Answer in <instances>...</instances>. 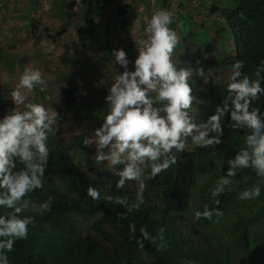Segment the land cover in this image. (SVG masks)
<instances>
[{
    "label": "clouds",
    "instance_id": "clouds-1",
    "mask_svg": "<svg viewBox=\"0 0 264 264\" xmlns=\"http://www.w3.org/2000/svg\"><path fill=\"white\" fill-rule=\"evenodd\" d=\"M112 2L118 3L117 0L110 3ZM108 4L105 5V10ZM172 23L171 10L154 11L144 27L146 38L134 39L138 53L134 61H130L123 48L112 50V61L123 71H119L114 82L107 86V109L104 111L103 122L82 141L86 148L94 150L97 164L106 162L112 168L105 170L114 171V175L118 177L116 188L121 189L125 184L131 186L130 182H135L136 192L133 191V186L130 187L135 193L131 204L127 196L103 197L105 202L125 208L126 213L140 209L145 203L146 181L156 178L175 165L186 149H215V146L220 145L225 126L244 132V146L227 160L225 174L219 177L215 187L211 189V196L217 197L223 193L231 185L237 170L252 169L258 177L264 178V112L254 106L264 96V59L257 65L252 76L242 72L243 61L233 63L225 85L227 94L223 96L222 103L216 105L213 114H208L206 109H198L193 116L190 112L196 99L192 94L195 83L193 77L202 78L205 71L202 67H179L174 62L173 53L178 36L170 27ZM45 30L49 31L48 28ZM33 34L37 36V32L33 31ZM1 37L4 38V51L8 37L6 33ZM232 52L234 55L235 52ZM15 58L18 59L14 57L13 66L17 62ZM130 63L132 69L129 68ZM45 84V75L40 69L25 67L19 82L8 96L0 95L11 100L14 106L0 117V208L10 209L8 213L0 214V264H9L7 253L12 251L17 240L27 238L28 226L32 224L33 216L20 214L29 207L30 201L26 197L44 185L50 152L49 137L57 131L55 125L58 118L57 111L46 108L40 101H49ZM33 90L39 96L36 99L27 95ZM68 90L73 89L64 91L66 98ZM80 94L87 93L81 90ZM20 106L22 110H19ZM225 116L228 117L227 125L224 123ZM18 164L22 167H17ZM259 195L260 187L256 185L240 192L238 199L250 200ZM87 196L96 201L101 199V192L89 185ZM52 199L49 196L33 211H49ZM225 212L228 220H225L224 215L223 224H227L229 219L235 220L232 211ZM220 214L219 211L216 212V215ZM87 215L100 216L96 213H84L75 219L78 228L80 219ZM212 215L213 212L206 206L202 212H195L197 219L201 216L211 219ZM255 218L252 219L249 239L255 236L259 216ZM193 225L201 226L195 218ZM128 228L135 237L136 224L130 223ZM181 229L183 230L182 227ZM203 229L206 230V246L192 236L200 251H207V254L218 258L235 253L237 264H240L239 256L245 248L243 239H240L238 245H233L229 238L224 243L226 251L214 250L209 237L215 231L214 228ZM79 231L81 232L80 229ZM139 231L140 237H136V240L137 246L141 248L144 241L154 243L157 239H162L163 232L168 233L163 228L156 236L145 227H140ZM87 233L96 240L92 231Z\"/></svg>",
    "mask_w": 264,
    "mask_h": 264
},
{
    "label": "trees",
    "instance_id": "trees-1",
    "mask_svg": "<svg viewBox=\"0 0 264 264\" xmlns=\"http://www.w3.org/2000/svg\"><path fill=\"white\" fill-rule=\"evenodd\" d=\"M113 0H80V8L84 10L83 19L89 26L95 25V19L105 11V5ZM224 8L221 18L229 33L235 36L232 51L234 55L222 61L224 67H230L237 60L244 62L242 72L252 76L253 71L264 59V0H221ZM76 0L68 3L67 18L72 17ZM217 0L213 1V4ZM126 6L120 7L124 10ZM218 8L215 7L214 11ZM192 24V23H191ZM188 19L183 26L190 32ZM204 32L210 37L201 40L198 34ZM61 32L58 33L60 35ZM196 41L208 46L212 35L201 27ZM255 78V77H253ZM226 82L220 83L213 90V110L222 103L227 94ZM75 90L66 91L70 104L75 102ZM264 112V96L254 103ZM14 107L11 100L0 97V117ZM207 110L204 107L203 110ZM224 123L227 125L228 117ZM244 132L232 130L225 126L222 143L213 148H196L183 152L175 165L159 174L156 178L147 180L148 191L144 194L145 203L140 209L126 213V209L105 202V195L127 196L129 204L135 199L131 186L125 184L116 188L118 177L114 171L103 170L101 167H83L69 154L63 145L62 138L49 137V161L44 175V185L36 189L26 198L30 201L28 209L20 215L33 216V222L28 226L27 238L17 240L11 252L7 253L9 264H237L234 254L218 258L212 254L200 251L192 238L194 232L184 233L180 227L179 216L192 213L203 228H214L209 237L214 250L226 251L224 243L230 238V243L238 245L243 239L245 248L241 251L240 264H264V178L258 177L252 169L237 170L232 178L231 187L217 197L211 196V189L219 177L225 174L227 160L234 157L244 146ZM22 167V165H17ZM204 175V176H202ZM55 179L61 182L67 190L59 192ZM91 185L101 192V199L93 201L87 196V188ZM256 185L260 187V195L250 200L238 199V194ZM51 196V208L45 212H34L41 202ZM201 198L197 208L191 207L193 199ZM217 201H219L217 203ZM205 206L213 212L212 218L195 217L196 211H203ZM10 211L0 208V214ZM219 211L220 215H216ZM225 211H232L235 220L229 219L222 223ZM84 213L100 215L92 225L95 233L103 236L113 247H101L87 233L79 231L77 217ZM259 216L255 236L249 239L253 221ZM256 219V218H255ZM255 221V220H254ZM106 223V226L103 225ZM135 223V237L129 232V224ZM140 227H145L153 236L160 229L162 239L156 242H143V247L137 246L136 237H140ZM231 244L229 249L231 248ZM210 247V246H209ZM228 250V249H227ZM145 255H142V254Z\"/></svg>",
    "mask_w": 264,
    "mask_h": 264
},
{
    "label": "rangeland",
    "instance_id": "rangeland-1",
    "mask_svg": "<svg viewBox=\"0 0 264 264\" xmlns=\"http://www.w3.org/2000/svg\"><path fill=\"white\" fill-rule=\"evenodd\" d=\"M70 1L0 0V53L4 42L1 35L6 33L8 37L6 48L0 54V95L8 96L19 82L25 67L40 69L45 75V87L49 93V101H40L46 108L58 113L55 125L57 131L50 137L62 138L63 145L77 164L83 167H101L103 170L112 169L106 162L97 164L94 150L86 148L82 141L103 122L104 111L107 109V86L114 82L119 71H123L112 61V50L123 48L130 61H134L138 54L134 39L146 38L145 24L158 9L173 12L170 27L178 36L173 53L174 62L179 67H202L205 71L204 77H193L195 83L192 94L196 99L190 112L193 114L195 110L206 107L208 114L214 113L212 90L227 81L231 68L224 67L222 61L233 55L231 48L235 39L221 18L224 2L217 0L213 4L214 0H121V4L109 3L105 12L96 19V25L90 27L83 19L84 10L79 7L80 0H77L72 17L67 18L66 11ZM121 6H126L121 10L122 13L119 10ZM215 7L218 8L217 11H214ZM185 18L192 23L190 32L184 30L182 21ZM201 27L212 35L208 46L196 41ZM33 31L37 32V36H34ZM198 37L203 40L210 36L201 32ZM14 57L18 59L15 58L17 62L13 66ZM129 68H133L131 63ZM66 89L76 90L75 102L72 104L70 98L64 96ZM81 90L87 94L81 95ZM27 95L34 99L39 97L35 90ZM19 110H22V106ZM194 118L197 120V116ZM192 150L186 149L188 152ZM55 183L60 192L67 190L56 179ZM130 184L136 192L135 182ZM145 191H148V187ZM201 201V198L193 199L191 207L195 209ZM191 212L194 213V210ZM192 213L179 216L180 226L189 234L194 232ZM99 218L98 215H87L80 219L79 229L83 236L92 231L99 245L111 250V242L92 230V225ZM225 220H228L227 216ZM103 225L106 226V223L103 222ZM195 226L198 233L193 237L206 246V230L199 225Z\"/></svg>",
    "mask_w": 264,
    "mask_h": 264
},
{
    "label": "crops",
    "instance_id": "crops-1",
    "mask_svg": "<svg viewBox=\"0 0 264 264\" xmlns=\"http://www.w3.org/2000/svg\"><path fill=\"white\" fill-rule=\"evenodd\" d=\"M120 4H121V0H117ZM125 2H127V0H124Z\"/></svg>",
    "mask_w": 264,
    "mask_h": 264
}]
</instances>
